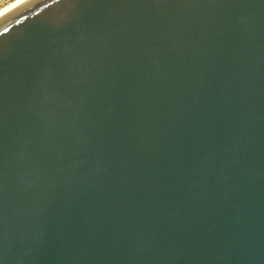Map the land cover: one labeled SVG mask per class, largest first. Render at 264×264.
Wrapping results in <instances>:
<instances>
[{"label": "water", "instance_id": "95a60500", "mask_svg": "<svg viewBox=\"0 0 264 264\" xmlns=\"http://www.w3.org/2000/svg\"><path fill=\"white\" fill-rule=\"evenodd\" d=\"M0 264H264V0L1 11Z\"/></svg>", "mask_w": 264, "mask_h": 264}, {"label": "rangeland", "instance_id": "374dc122", "mask_svg": "<svg viewBox=\"0 0 264 264\" xmlns=\"http://www.w3.org/2000/svg\"><path fill=\"white\" fill-rule=\"evenodd\" d=\"M15 0H0V9L5 7L6 5L14 2Z\"/></svg>", "mask_w": 264, "mask_h": 264}, {"label": "bare ground", "instance_id": "6f19581e", "mask_svg": "<svg viewBox=\"0 0 264 264\" xmlns=\"http://www.w3.org/2000/svg\"><path fill=\"white\" fill-rule=\"evenodd\" d=\"M18 1H20V0H15L14 2H12V3L8 4V5H6L5 7L1 8L0 12L5 10V9H7L8 7L12 6L13 4L17 3Z\"/></svg>", "mask_w": 264, "mask_h": 264}]
</instances>
